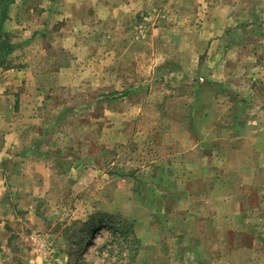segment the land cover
Masks as SVG:
<instances>
[{"label":"rangeland","instance_id":"1","mask_svg":"<svg viewBox=\"0 0 264 264\" xmlns=\"http://www.w3.org/2000/svg\"><path fill=\"white\" fill-rule=\"evenodd\" d=\"M0 4V264H264V0ZM204 117L223 185L176 203L159 148Z\"/></svg>","mask_w":264,"mask_h":264},{"label":"crops","instance_id":"2","mask_svg":"<svg viewBox=\"0 0 264 264\" xmlns=\"http://www.w3.org/2000/svg\"><path fill=\"white\" fill-rule=\"evenodd\" d=\"M213 93L215 94V91ZM106 99L111 98L107 97ZM196 105L197 104H194L195 107ZM211 119V117L201 118L199 123L196 122L201 126L197 129L193 128L194 124H192V122H189V127H187L188 129H184L183 135H178V139H176V145H166L160 148L158 147L161 152H163L160 159L162 163L159 162V166H163L162 168L166 170L167 174L163 173L164 170H161L160 173L153 172L152 176L158 178L159 180L166 176L167 179L171 180L172 184H176V187L173 186V189H175L176 192L180 194L179 197H176V200L178 198L176 203H181L186 200L197 203L200 198L206 197V187L216 184L223 185V173L220 172L223 171V168H218L221 169L218 171V175L217 172H213L216 169L210 165V161H212V159L208 155L210 153H218V148L223 145L221 140V137L223 136V134H221V128H218V123ZM204 130H206L209 134L204 133ZM201 132H203L205 135H200ZM196 136L197 138H194ZM208 136L210 137L209 139H211L209 141L212 143L210 147H207ZM191 138H194L195 143H191ZM169 148H173L174 150H170ZM254 150L257 149L253 146L248 151H250V153L253 155ZM239 152L240 151H238V148L234 149L232 145H230L229 150H226L227 155L230 156L238 154ZM248 153L249 152H247V154ZM227 161L228 159L225 157L224 162H221L223 167L224 165H227ZM255 170L260 172L263 171V168L260 166H255ZM259 172L256 174L259 175ZM155 183L151 182L149 184L152 186L151 189L153 190L156 189L158 185H160L159 181H156ZM192 185L195 186L193 187L194 190H191ZM169 187L171 188V186ZM215 199L217 203L216 196ZM212 214L217 216V212L215 211Z\"/></svg>","mask_w":264,"mask_h":264},{"label":"trees","instance_id":"3","mask_svg":"<svg viewBox=\"0 0 264 264\" xmlns=\"http://www.w3.org/2000/svg\"><path fill=\"white\" fill-rule=\"evenodd\" d=\"M0 67L4 64L5 58L10 55L15 49L16 46L11 42V34L6 32L3 29V26L5 22L9 19V14H8V6H2L0 4ZM126 93L121 94L120 96H106V98H111V99H120L125 96ZM84 235L87 237L88 235H93L94 232L97 230V228H89V224H84ZM130 231V230H129ZM126 232L127 234L124 235L125 238H130L134 240V247L138 249V243L139 240L134 236L133 233ZM137 245V246H136ZM134 249V248H133ZM136 249V251H137ZM132 257L134 258V254H131Z\"/></svg>","mask_w":264,"mask_h":264}]
</instances>
